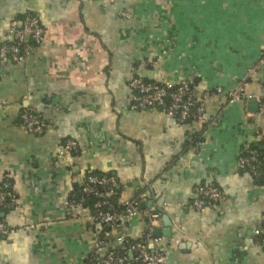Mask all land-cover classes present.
Segmentation results:
<instances>
[{
  "label": "crops",
  "instance_id": "0c3cea01",
  "mask_svg": "<svg viewBox=\"0 0 264 264\" xmlns=\"http://www.w3.org/2000/svg\"><path fill=\"white\" fill-rule=\"evenodd\" d=\"M29 15L45 40L23 63L0 59V184L11 182L14 201L0 264H87L105 228L86 206L69 215L67 202L93 173L116 179L119 204L138 198L172 219L169 236L162 221L155 229L166 264H264L254 241L264 189L238 167L242 150L264 151V107L203 97L244 84L264 103V0H0V47ZM136 76L192 80L205 123L133 110ZM27 109L48 124L43 135L22 125ZM69 139L80 152L62 157ZM199 185L218 186L225 201L197 211ZM148 228L142 215L116 226L99 254Z\"/></svg>",
  "mask_w": 264,
  "mask_h": 264
},
{
  "label": "built area",
  "instance_id": "2783aa9c",
  "mask_svg": "<svg viewBox=\"0 0 264 264\" xmlns=\"http://www.w3.org/2000/svg\"><path fill=\"white\" fill-rule=\"evenodd\" d=\"M127 17V16H126ZM45 28L39 19L33 15L26 16L22 22H13L9 35L14 39L12 42L3 44L0 47V59L10 60L15 63H23L30 55L31 48L29 41L41 44L45 40ZM130 89L133 93V110L157 109L168 114L180 123H205V109L197 100L195 83L192 80H182L177 84H161L153 81H146L136 76L130 82ZM218 96L226 99L227 103L257 101L261 103L259 95L246 94L245 85L240 84L236 90L223 92L222 89L203 94L204 99ZM21 121L29 134L43 135L49 126L31 109H27L21 115ZM201 143H199V146ZM80 146L73 140H67L60 149L62 157L77 155ZM238 167L241 171L251 175L255 179L264 180V162H261L259 152L256 149H244L238 158ZM0 186V208L10 209L14 206L13 192L8 183H1ZM117 187L116 179L110 175L89 174L84 184L75 190L68 202V214H74L76 207H85L88 197L105 198L98 199L93 207L92 218L95 222L105 228L103 236L94 244L87 264H166L167 253L151 249L160 241L155 236V229L160 225L162 217L158 212L141 208V199L135 198L124 204V211H117L111 201L114 189ZM264 189V186L262 187ZM195 199L193 207L197 211L208 210L223 203L226 199L225 193L215 185H199L195 187ZM142 215L148 222V232L141 241H133L129 236L121 234L117 237V247L102 252L105 246L106 237L116 226L128 220ZM75 218V216H73ZM9 232L4 221H0V240ZM255 243L264 250V215L261 227L255 232Z\"/></svg>",
  "mask_w": 264,
  "mask_h": 264
},
{
  "label": "trees",
  "instance_id": "16d2710c",
  "mask_svg": "<svg viewBox=\"0 0 264 264\" xmlns=\"http://www.w3.org/2000/svg\"><path fill=\"white\" fill-rule=\"evenodd\" d=\"M28 44L29 45H35V43L34 42H31V41H29ZM146 81H148V80H146ZM190 122H193V121H189L187 123H190ZM199 140L201 141L202 139L199 137ZM250 149H256L259 152L261 162H264V151L262 150V148L260 147V145H257V144L256 145H252V146H250ZM93 174L94 175H100V176L103 175V174H100V173H93ZM252 178H253L254 183L258 187L262 188L264 186V180L263 179H260L259 180V179H255L254 177H252ZM5 182L8 183L11 186V182L10 181H5ZM0 186H2V184H0ZM11 191H12V186H11ZM120 192L121 191L119 189L115 188L114 189V194L112 196L111 201L114 203L115 209L117 211H119V212L120 211L122 212V211H124L125 207H124V205L118 203V198H119ZM98 199L105 200L104 197L103 198L88 197L87 198V202H86V207L89 208L90 210H93L94 204H95V202ZM6 211H8V209H6V208H0V221H4L3 217H1V214L2 213H6Z\"/></svg>",
  "mask_w": 264,
  "mask_h": 264
},
{
  "label": "water",
  "instance_id": "95a60500",
  "mask_svg": "<svg viewBox=\"0 0 264 264\" xmlns=\"http://www.w3.org/2000/svg\"><path fill=\"white\" fill-rule=\"evenodd\" d=\"M250 105L253 106V108H254V106L255 105L257 106L258 104L256 102H251ZM148 196L151 197L150 193L148 194ZM158 204L160 206L161 205V202L158 203ZM142 208L144 209V206H142ZM152 211L153 212H158L161 215L162 222H163V225L165 227L164 230H163V234L166 235V236H169L170 233H171V227L173 225L172 219L167 214H165L164 211H157L155 209H152ZM1 217H3V213L1 214ZM155 236L156 237H160L161 236V232H159V230H156ZM153 248L154 247H151V249H153Z\"/></svg>",
  "mask_w": 264,
  "mask_h": 264
},
{
  "label": "rangeland",
  "instance_id": "374dc122",
  "mask_svg": "<svg viewBox=\"0 0 264 264\" xmlns=\"http://www.w3.org/2000/svg\"><path fill=\"white\" fill-rule=\"evenodd\" d=\"M200 138H202V135L201 136H199ZM199 143H201V141L200 140H198V141H195L194 143H193V146H192V151H197L198 149H199Z\"/></svg>",
  "mask_w": 264,
  "mask_h": 264
}]
</instances>
